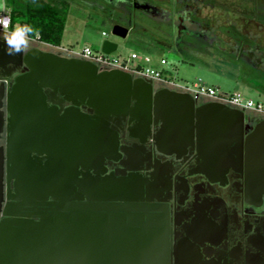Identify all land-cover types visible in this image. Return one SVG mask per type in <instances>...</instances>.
I'll return each instance as SVG.
<instances>
[{
  "label": "water",
  "instance_id": "obj_1",
  "mask_svg": "<svg viewBox=\"0 0 264 264\" xmlns=\"http://www.w3.org/2000/svg\"><path fill=\"white\" fill-rule=\"evenodd\" d=\"M112 35L125 38L127 29L115 25ZM116 50V43H102L103 54ZM18 54L28 73L16 78L6 94L11 103L10 141L18 139L20 157L45 154L50 164L37 171L19 165L14 178L20 196L42 204L50 198L52 209L47 214L36 210L38 221L0 223V264H169L164 223L144 224L132 213L144 211L133 205L140 198L135 177L115 185L97 176L94 166L107 160L117 145L107 132V121L113 118L129 117L147 131L153 112L162 122L156 138L161 151H185L195 144L204 160L202 173L222 176L229 169L236 171L234 165H243L249 192L264 193V121L245 136L248 126L242 111L218 103L197 106L184 93H153L155 83L150 80L134 79L120 70L100 71L79 58L38 49ZM46 91L68 105L60 110L62 117L56 116L57 104L47 108ZM9 157L5 173L0 157V207L3 175L7 182L12 176Z\"/></svg>",
  "mask_w": 264,
  "mask_h": 264
},
{
  "label": "flooded vegetation",
  "instance_id": "obj_2",
  "mask_svg": "<svg viewBox=\"0 0 264 264\" xmlns=\"http://www.w3.org/2000/svg\"><path fill=\"white\" fill-rule=\"evenodd\" d=\"M93 1L89 7L102 8L110 18L120 21L125 20L126 14L133 11L146 13L155 21L165 24L166 31L171 29L170 35L173 34L172 40L178 49L191 47L193 45L191 40H198L206 46L224 52H228L229 46L221 42L218 35L209 32L210 21L199 13L213 9L234 11L240 8L236 4L218 0ZM258 1L255 9L259 7L264 11L263 0ZM141 6L149 9L141 10L139 9ZM178 30L181 31L179 34ZM166 34L169 36L168 32ZM4 35L0 33V85L3 86V97L0 98V157L3 158L5 173L7 156L10 155L8 168L12 176L7 182L5 174L3 175L0 223L18 220L38 221L36 210L39 214L50 213L51 199H46L42 204L41 200L20 196L14 175L19 165L29 171H37L46 169L50 163L45 154L36 156L35 153H31L29 157H20L23 148L18 139L15 137L10 141L7 119L10 116L8 104L11 103L7 101L6 94L14 85L15 79L27 74L28 70L21 63L18 53L10 54V49L4 51L8 47ZM230 37L236 45L234 48L238 49L242 36L234 32ZM30 40L25 52L41 50L37 46V40ZM245 43L247 47L242 49L238 59L243 57L253 67H258L263 60L255 58L253 61L255 42ZM233 51L231 52L235 55ZM132 78L142 79L133 76ZM156 85L153 93L161 90L180 93ZM45 95L47 108L51 109L52 103L57 104L59 107L55 109L56 116L62 117L60 110L68 107L62 97L51 91H46ZM197 102V106L217 104L211 100ZM223 106L237 110L227 105ZM83 112L86 113L84 110ZM242 112L244 125L248 126L244 133L246 136L258 123L264 121V116ZM147 128L146 131L140 122L130 120L129 117L107 121L108 135L115 137L117 145L115 150L108 153L107 160L102 159L94 167L100 179L115 185L135 177L138 182L135 192L140 198L133 205L144 211L132 213L141 216L144 224L147 220L164 223V230L162 228L160 230L165 231L169 264H264V193L258 192L259 190L249 192L244 166L234 165L236 171L229 169L228 173L222 176L218 173L204 174L201 172L204 170V160L197 153L195 144L193 148L187 146L185 151L172 152L165 149L161 151L156 138L162 129V122L158 116L155 118L153 112ZM39 150L44 151L45 148ZM62 162L61 158L59 164ZM4 210L18 214L3 216ZM119 213L121 212H117ZM125 221L128 223L127 216Z\"/></svg>",
  "mask_w": 264,
  "mask_h": 264
},
{
  "label": "rangeland",
  "instance_id": "obj_3",
  "mask_svg": "<svg viewBox=\"0 0 264 264\" xmlns=\"http://www.w3.org/2000/svg\"><path fill=\"white\" fill-rule=\"evenodd\" d=\"M66 1L69 6L62 40L57 47L74 52L89 48L93 53L101 54L102 43L108 40L117 44V50L109 54V57L119 62H126L131 53H136L139 57L147 56L152 68L161 70L165 79L177 85L192 86L200 79L207 87H213L225 94L239 92L244 99L259 102L264 106V25L258 20L264 17V12L259 7L255 9L257 0H218L236 4L240 8L231 10L232 12L213 9L199 13L210 21L209 32L218 35L220 41L229 46L228 52L218 51L198 40H191V47L178 49L172 40L173 34L170 35L171 29L166 31L165 24L155 21L141 11L126 14L125 20L120 21L110 18L102 8L84 7L80 0ZM14 4L22 7L24 3L23 0H0V11L2 5L11 9ZM15 22L11 31L20 25L21 18H17ZM115 25L127 29L125 38L112 35ZM234 32L242 36L238 49L234 48L236 45L230 37ZM102 33L106 35L103 36ZM245 42H255L253 61L255 58L263 60L258 67H253L243 57L238 59L242 49L247 47ZM37 46L41 50L50 49L38 42ZM231 51L235 52V55ZM161 59L167 64L160 66ZM127 63L134 67L139 65L140 61Z\"/></svg>",
  "mask_w": 264,
  "mask_h": 264
},
{
  "label": "built area",
  "instance_id": "obj_4",
  "mask_svg": "<svg viewBox=\"0 0 264 264\" xmlns=\"http://www.w3.org/2000/svg\"><path fill=\"white\" fill-rule=\"evenodd\" d=\"M10 8H6L4 5L1 6L0 16L10 15ZM6 32H11V22L7 29L0 27V33L5 34ZM105 36V33H102ZM49 50L53 53L59 54L63 57L70 58H80L89 61L97 66L99 70H120L125 73L132 75L133 77L142 78L145 80H150L155 84L172 89L180 93H186L190 95L194 100H211L223 105L230 106L239 111H252V113L258 116H264V106L259 102H254L250 99H244L240 93L234 92L232 94H225L219 92L213 87L205 86L200 79L193 83L192 86L187 85H177L173 81L165 79L162 75V71L159 69H154L150 66L151 61L147 56L139 57L136 53H131L126 62H119L117 59H112L109 55L93 53L91 49L84 48L81 52L69 51L59 47L49 46ZM67 53L68 55H64ZM140 61L139 65L130 67L127 62L129 61ZM166 61L161 59L159 62L160 66L166 65Z\"/></svg>",
  "mask_w": 264,
  "mask_h": 264
},
{
  "label": "trees",
  "instance_id": "obj_5",
  "mask_svg": "<svg viewBox=\"0 0 264 264\" xmlns=\"http://www.w3.org/2000/svg\"><path fill=\"white\" fill-rule=\"evenodd\" d=\"M23 3L22 7L14 4L10 9L11 28L15 25V20L21 18L20 25L27 24L33 29L28 38L42 44L59 46L63 36L68 2L66 0H23ZM258 20L264 25V17Z\"/></svg>",
  "mask_w": 264,
  "mask_h": 264
},
{
  "label": "clouds",
  "instance_id": "obj_6",
  "mask_svg": "<svg viewBox=\"0 0 264 264\" xmlns=\"http://www.w3.org/2000/svg\"><path fill=\"white\" fill-rule=\"evenodd\" d=\"M11 22V16L5 15L0 16V27L7 29ZM33 31L30 25H18L11 32H6L4 35V40L11 50V53H21L24 49L29 46L28 36Z\"/></svg>",
  "mask_w": 264,
  "mask_h": 264
},
{
  "label": "crops",
  "instance_id": "obj_7",
  "mask_svg": "<svg viewBox=\"0 0 264 264\" xmlns=\"http://www.w3.org/2000/svg\"><path fill=\"white\" fill-rule=\"evenodd\" d=\"M80 1H81L82 5L84 7H87V8H92V7H89L88 5H90L94 2L93 0H80ZM40 44H42V43H40ZM42 45L49 48V45H46V44H42ZM47 50H49V49H47ZM237 93H239V92H237Z\"/></svg>",
  "mask_w": 264,
  "mask_h": 264
}]
</instances>
